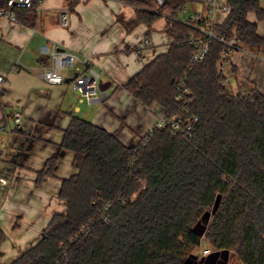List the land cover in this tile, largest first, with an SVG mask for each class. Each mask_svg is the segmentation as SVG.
I'll return each instance as SVG.
<instances>
[{
	"label": "trees",
	"instance_id": "trees-1",
	"mask_svg": "<svg viewBox=\"0 0 264 264\" xmlns=\"http://www.w3.org/2000/svg\"><path fill=\"white\" fill-rule=\"evenodd\" d=\"M126 1L136 6L128 28L152 26L165 15L172 37L167 52L126 88L168 115L187 110L193 131L155 127L126 144L73 115L59 145L73 153L76 170L62 180L59 197L66 210L55 213L39 241L8 264H218L226 255L240 264H264V93H235L219 68L227 47L220 38L235 36L247 49L264 53V37L247 18L254 12L264 20L260 0H226L231 11L214 26L217 38L197 64V48L188 40L203 33L178 19L197 0ZM34 12L17 9V20L27 23ZM183 82L192 93L177 101ZM56 165L57 157L49 159L38 181L54 174ZM4 238L0 228V249ZM203 239L213 251L200 258L194 251Z\"/></svg>",
	"mask_w": 264,
	"mask_h": 264
},
{
	"label": "crops",
	"instance_id": "crops-1",
	"mask_svg": "<svg viewBox=\"0 0 264 264\" xmlns=\"http://www.w3.org/2000/svg\"><path fill=\"white\" fill-rule=\"evenodd\" d=\"M226 1V0H222ZM46 0L42 9L27 23L0 17V70L6 86L0 105V228L5 233L0 261L8 264L37 243L53 215L65 212L59 192L64 178L75 173L73 153L60 151L65 129L72 116H79L116 133L126 144H135L152 130L163 111L154 104L147 107L126 88L131 77L158 55L167 52L172 37L164 15L152 26L139 24L130 29L136 6L126 0ZM207 8L205 0L192 4ZM264 8V0H260ZM70 12L69 25L61 23V8ZM187 11L178 19H187ZM227 17L217 14L215 25ZM264 37V20L249 12ZM77 54L76 63L64 70L65 81L51 84L44 78V67L51 61V50ZM234 60L222 70L235 92L264 93V53H255L241 42ZM85 58L94 61L85 62ZM15 66L19 70H15ZM93 67L102 82H110L105 102L89 101L74 90L75 74ZM81 94V95H80ZM21 114L16 125L13 117ZM14 123V125H12ZM6 125V129L2 126ZM57 157L54 174L38 181V172Z\"/></svg>",
	"mask_w": 264,
	"mask_h": 264
},
{
	"label": "built area",
	"instance_id": "built-area-1",
	"mask_svg": "<svg viewBox=\"0 0 264 264\" xmlns=\"http://www.w3.org/2000/svg\"><path fill=\"white\" fill-rule=\"evenodd\" d=\"M46 0H6V5L0 7V17H9L12 20H17V9H32L39 12ZM207 8L205 10L194 11L189 19H180L181 21L195 26L202 33V37H191L188 40L191 44H195L196 51L193 53L192 63L197 64L201 62L208 53L210 42L213 38H217L216 31L214 29L217 14H221L222 17H227L231 11V6L227 1L222 0H205ZM160 5L165 3V0H158ZM187 11L186 8H184ZM61 23L63 25H69L70 12L66 7L61 8ZM194 22V23H193ZM221 41L226 43V48L223 52V59L219 65V68L223 70L225 66L229 65L234 60V52L240 47L238 46L239 40L234 36L230 40L220 38ZM51 61L44 67V78L51 84H59L65 81L64 70L73 66L79 58L77 54L70 52L66 49H60L57 43H54L51 50ZM85 62L94 61L92 58H85ZM15 70H19L18 66H15ZM6 74L0 70V95L4 94L6 86ZM101 73L93 67H88L85 71L77 73V76L71 81L74 90L79 91L82 97L87 98L89 101L105 102L109 99L110 94L108 90H102L100 88ZM179 92L176 95L177 101H183L185 94H191L190 88H188L183 82L180 85ZM189 100L186 101L188 103ZM184 112H176L168 115L167 111L163 109L158 114L155 127L171 126L174 134H189L193 131V122L189 117H186ZM197 118L195 117L194 120ZM13 121L16 125L21 122V114L16 113L13 117ZM6 129V125L2 126ZM1 181L6 182V179L0 178ZM106 218V217H104Z\"/></svg>",
	"mask_w": 264,
	"mask_h": 264
},
{
	"label": "rangeland",
	"instance_id": "rangeland-1",
	"mask_svg": "<svg viewBox=\"0 0 264 264\" xmlns=\"http://www.w3.org/2000/svg\"><path fill=\"white\" fill-rule=\"evenodd\" d=\"M186 7L188 8V10L190 12L191 11L193 12L194 10L201 9L200 4H198V3L197 4L189 3L186 5ZM12 125H14V123ZM210 217H211V215L209 216V214L208 215L205 214V216L203 217V222L208 223L210 220ZM212 251H213V246L210 244L209 241H207L206 239H203L201 242V245L194 251V255L200 256V258H201V256H204V255L206 256V255L210 254ZM221 262L223 264H240L237 261H233L232 259H229L228 255H226L223 260H221L220 262H217V263L220 264Z\"/></svg>",
	"mask_w": 264,
	"mask_h": 264
},
{
	"label": "water",
	"instance_id": "water-1",
	"mask_svg": "<svg viewBox=\"0 0 264 264\" xmlns=\"http://www.w3.org/2000/svg\"><path fill=\"white\" fill-rule=\"evenodd\" d=\"M77 76V74H75V76L74 77H76ZM110 85H111V83L110 82H101L100 83V88L102 89V90H108V88L110 87ZM205 214H209V216L211 215V212L210 211H208V212H206ZM205 214H204V216H205ZM203 216V217H204Z\"/></svg>",
	"mask_w": 264,
	"mask_h": 264
}]
</instances>
